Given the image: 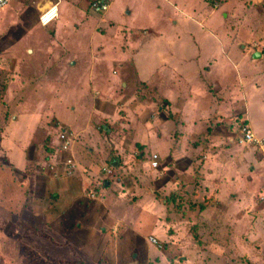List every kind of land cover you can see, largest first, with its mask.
I'll return each mask as SVG.
<instances>
[{"label": "rangeland", "instance_id": "obj_1", "mask_svg": "<svg viewBox=\"0 0 264 264\" xmlns=\"http://www.w3.org/2000/svg\"><path fill=\"white\" fill-rule=\"evenodd\" d=\"M15 1L0 15V143L18 153L23 134L22 175L46 177L48 161L69 141L79 157L91 159L87 205L105 203L111 209L104 223L93 228L90 241H82L74 216L51 211L56 215L52 220L46 210L32 211L26 186L34 176L22 185L25 200H17L19 176L2 163L0 153V264H264V151L259 140L264 137V58L253 61L257 65L248 71V51L237 50L240 44L250 52L262 47L264 55V1L205 0L198 6L204 8L202 17L196 19L204 22L203 29L165 6L152 29L171 39L148 41L138 50L140 79L124 66V71L112 68L111 76L98 75L102 55L115 58L105 48L114 27L99 23L103 15L92 8L98 0H64L47 26L40 22V11L48 0ZM180 1L175 3L181 9ZM106 2L107 18L136 28L157 8L147 0ZM219 7L220 16L205 17L206 10ZM205 29H216V37L205 36ZM126 37L124 32L121 39ZM222 44L233 45L232 66L219 57ZM188 45L212 52V73L225 77L226 84L216 85L214 78L203 83L192 75L195 64L198 71L208 65L198 62ZM170 53L181 57L183 62L174 64L188 77L190 92L162 67ZM82 67L91 75L83 81L77 78ZM155 70L162 76L153 75ZM227 91L233 100L220 105ZM245 126L257 143L239 142ZM154 155L160 158L159 169L151 171L148 162ZM7 168L12 179L5 176ZM102 168L111 171L108 178L122 180L121 186L101 192L107 180ZM174 191L170 205L164 197Z\"/></svg>", "mask_w": 264, "mask_h": 264}, {"label": "crops", "instance_id": "obj_2", "mask_svg": "<svg viewBox=\"0 0 264 264\" xmlns=\"http://www.w3.org/2000/svg\"><path fill=\"white\" fill-rule=\"evenodd\" d=\"M101 1V0H98ZM104 2H106V0H102ZM149 2V5L151 6V3L153 5L157 4V8H155L154 12L152 14L148 15V18L146 15H144L145 19L147 20L145 22V25H142L141 27L136 28L135 26H130L129 23H118V21H116L114 18L111 17H106L104 14L109 10L110 4L106 2V4L108 5V9L106 12L104 13H96L99 15H103L102 19L99 20V23L103 24V22H108L109 24H112L114 27V30L112 32V34H110L109 36H107V38L105 39L106 44L109 41V43L107 45H105L106 47V53H110L112 54V52H115V58L114 59H110V58H105L104 55H102V57L100 58V64L99 66H97V68H99V72L100 74H98L100 76V78L103 75H107V76H111V71H113L115 68H119L121 71H124V68L126 69H130L132 71L131 75L134 76L136 75V77H138L140 79V76L136 73V63L138 60V50L140 48H142L145 43H147L148 41H153L155 43H159L163 40V38L166 39H171L169 37H161L165 34H167V32L165 31H157L155 32L152 29V22L154 21L155 18H162V14H163V8L165 6H167L168 8H172L174 10V12H177L178 15L182 16L185 20L187 19L188 21H191L194 23H197L198 25L201 26L204 22H200L197 21V18H201L202 17V13H203V9L202 7L198 8V6H200L201 4H203L205 2V0H181L180 2H182V7L180 9V7L175 3L178 0H147ZM217 3V1L220 2H224V0H211ZM14 1H11L9 4H7L5 7H3L2 9H0V15L7 10L8 8H10L11 4ZM197 2V3H196ZM64 3V0H60L59 2H56L54 0H48L47 6L45 8H43L41 12H45L46 10H48L51 6L56 5V9H57V16H58V8L59 5ZM187 3H190L187 5ZM196 7H195V4ZM198 4V5H197ZM220 10L213 9L210 13L207 12L206 10V16L205 17H212L215 15L220 16V13L218 12ZM218 12V13H217ZM124 15L129 18L131 17L132 13L130 11H127L124 13ZM56 16V17H57ZM225 17V15H224ZM53 22V21H52ZM206 22V21H205ZM170 23H173L174 25L179 24V22L174 21L173 19L170 20ZM40 25V24H39ZM196 25V24H195ZM196 25L198 28H200V26ZM41 26V25H40ZM42 27V26H41ZM45 28V27H42ZM203 29V28H202ZM206 32L205 36L210 35L215 36L216 37V29H214V31H208L207 29L204 30ZM122 32V33H121ZM124 32L127 33V40L124 41L121 39V36L124 37ZM39 34L38 33H34V37L36 38ZM149 36L147 40H145L146 36ZM177 37V35H176ZM112 38H116L120 39L121 41L114 42V40ZM125 38V39H126ZM176 40H178V38H176ZM91 41H93V38L91 39ZM98 41V40H97ZM113 41L114 44H110V42ZM99 42V41H98ZM193 42V39H192ZM167 44H171V46L174 44L172 43V41H167ZM182 45V44H181ZM183 46V45H182ZM233 45H230L228 47V45H221L222 49L221 51H219V57L222 59V61L230 66H232L233 64V60H232V55H231V47ZM186 49H191L190 53L191 55L195 56V59L199 62V60H203L204 63H206V65H208L207 69H204L205 67H203V69L201 71L197 70L198 66L197 64H195V69L192 72V75L195 76L196 78L199 79V81L205 83L206 81L214 78V81H212L214 84L219 85V84H226V78L223 76H218V74H216V72L212 73V67H213V57H211L209 55V50L204 49V51H206V54H203L204 52H202V50H200L201 48L196 47V45L193 47L192 45H188L186 47ZM239 49V50H238ZM261 48H259L256 51H251L248 49V47L244 44H240L237 48L238 51L241 52H245V54L248 55V59L249 61V66H248V71H253L252 69L254 67H251V65L256 66L257 63H253V61L258 60V59H263L264 55L262 54L263 50L260 51ZM27 53H31L30 50H26ZM217 53V51H216ZM215 53V54H216ZM109 54V55H110ZM256 55H258L259 57H257ZM107 57V55H106ZM181 57L179 55H174V53H170V56L167 58L169 61H167V65H165L166 63L164 61H162V67H167L168 70L172 71V74H174V80L177 82V84L179 83H188L185 82L188 80V77L186 75H183L181 72L177 71L176 68L178 66H176L174 64V62H176V64L178 65L179 62H183L180 61ZM204 58V59H203ZM2 59H0L1 62ZM239 61V60H237ZM240 62V61H239ZM196 63V62H195ZM239 63H236V65L238 66ZM1 65V64H0ZM68 65H70V67L76 68L78 67L75 63H73L72 61L68 62ZM175 65V66H174ZM180 65V64H179ZM124 66V68H123ZM216 67V66H215ZM221 67V66H219ZM73 68L71 70H73ZM113 68V70H112ZM83 73L77 77L78 80H86L87 76L90 75L88 74L89 72L87 70H84V67H82L81 71ZM87 71V72H86ZM107 71V72H106ZM160 70H155L153 71V75L158 74V76H162L160 75ZM204 73V74H202ZM91 76V75H90ZM257 76V75H256ZM166 78V77H164ZM190 79V78H189ZM206 81H205V80ZM71 80V84L75 81L73 78H70ZM173 80V82H175ZM197 84V83H196ZM186 86H188V90L189 92L191 91V87L189 84H185ZM227 86V85H226ZM228 87V86H227ZM259 88V87H258ZM73 90V88H72ZM223 90H226L225 88H223ZM223 92L224 94L226 93L227 95L220 100L223 105H227V102H230L231 100H233V97L229 94L230 92L227 91ZM73 96H76L78 93L77 91L74 93V90L70 93ZM179 97V95H177ZM64 99H71V98H67L65 95L62 96ZM214 101V99H213ZM243 102V101H239ZM213 103V102H212ZM238 104V101L234 102V105ZM226 109V108H224ZM222 110L221 112L225 111ZM239 109H242L241 105L238 106V108L236 109V111H239ZM197 112L199 114H201V111L197 108ZM248 114V112H247ZM248 118V115H247ZM226 119H228V117L226 116ZM14 121V120H13ZM232 130V129H230ZM102 131L105 132V129L102 128ZM22 133V132H21ZM30 133V131L28 132ZM107 133V132H106ZM255 134V133H254ZM23 136V137H22ZM227 137L228 134H227ZM23 139V141H22ZM21 140V143L19 145V141ZM20 140H18V147L19 152L18 153H12V149L8 146V147H4L3 146V142L0 143V147L3 146V150L2 152H0L2 154V163H5L6 167L8 165H11V167H13L14 169V174H17L19 176V180H16V185L17 187V200H21L24 201L25 199L24 194L25 190L23 188V184H26L25 181L28 177L31 178V176H34V178H31L29 185L26 186L30 189V192L26 193L28 194V196H31L32 202L31 204V209L32 211H39V212H45V210L47 212H50V214L53 216L52 220L55 219L54 217L57 215H70V216H74L75 218V230L79 231L80 233V239L82 241H90V239L92 238L91 235L93 233V228H97L99 226H101L104 223V219L105 216L107 215L108 211H110L111 206H107L105 205V203L102 204V206H95V205H87V202L89 201L88 199V191L87 190V185L86 183H88L89 175H93L92 171H88L87 168L88 166L91 164V159L88 157H79L78 152H77V147L75 149L74 145L72 146V144H70L69 141L68 142V147L66 149V151H62V146L63 144L60 145L59 147V154L58 157L55 159H51L48 161L49 165L46 166L45 170L46 177H40V175L37 174H30V175H22V169L24 168V166H22L23 163V147L25 146V144L27 145V143L24 142V135L21 134V138ZM261 141H263V146L261 147V150L264 151V137L262 139H259ZM4 141H6L7 143H13L15 140L14 139H4ZM24 142V143H23ZM259 144V143H258ZM252 145V144H250ZM77 146V144H76ZM27 147V146H26ZM57 153V152H56ZM203 155V154H202ZM15 156V157H13ZM157 156L158 160H157V168L154 169L151 166L152 163V157L148 162V168L151 171H156L159 169V163H160V158L158 155ZM169 156H167L168 158ZM206 159V157H205ZM120 161V160H119ZM89 162V163H88ZM236 161H234L235 163ZM117 164L119 166V162L117 160ZM93 166L95 167L96 165L93 164ZM116 164L112 165L111 163L109 164V167L112 168H116L118 167ZM103 172L105 174V176H107V180L103 181L102 185L99 187V189L101 190V192H107L108 190H113L116 189V187L121 186L119 185L120 182H122V180H120L119 178L116 177V175L114 177L108 178L110 177V173L111 171H108V169L102 168ZM102 171V170H101ZM3 172V170H2ZM5 172V176H7L8 178L12 179L11 176L13 174L9 173V169L7 168ZM3 172V173H4ZM120 174V173H118ZM213 175V174H212ZM27 179V181H28ZM181 179V178H180ZM7 181V180H6ZM92 184V182H90V185ZM11 187L12 184L11 182L7 181V190L11 191ZM107 188H109L107 190ZM98 189V190H99ZM107 190V191H106ZM12 192V191H11ZM93 192V191H92ZM176 192V191H174ZM96 193V192H94ZM92 194V193H91ZM98 194V193H96ZM95 194V195H96ZM94 195V197H95ZM49 197V200L48 198ZM93 197V199H94ZM23 198V199H22ZM45 198L48 200L46 201ZM37 200V201H36ZM88 200V201H87ZM36 201V202H35ZM163 202L165 203V201L163 200ZM50 206H49V205ZM59 204L64 205L59 206ZM65 204H69V206H66ZM120 205V204H119ZM166 205V204H165ZM115 205H112V207ZM51 211L53 212H58V213H51ZM39 219V220H38ZM67 219V217H66ZM38 221H41L40 218H37ZM59 219H57L58 221ZM79 228V229H77ZM72 235H75L73 232ZM121 253H123V251H121Z\"/></svg>", "mask_w": 264, "mask_h": 264}, {"label": "built area", "instance_id": "obj_3", "mask_svg": "<svg viewBox=\"0 0 264 264\" xmlns=\"http://www.w3.org/2000/svg\"><path fill=\"white\" fill-rule=\"evenodd\" d=\"M11 1L13 0H0V9H2L3 7H5L7 4H9ZM56 2H59L60 0H54ZM93 10L96 13H104L107 11L108 9V5L106 4V2L104 1H97L96 3H94L92 5ZM56 14H57V9H56V5L51 6L48 10H46L41 18H40V22L42 24V26H47L48 24H50L55 18H56ZM240 134H241V139H240V143H246V144H255L257 143V141L255 140V137L251 131V129L249 128V126H245L240 130ZM68 147V142H64L63 146H62V150L65 151ZM152 163L151 166L152 168L156 169L157 168V156H153L152 157Z\"/></svg>", "mask_w": 264, "mask_h": 264}, {"label": "trees", "instance_id": "obj_4", "mask_svg": "<svg viewBox=\"0 0 264 264\" xmlns=\"http://www.w3.org/2000/svg\"><path fill=\"white\" fill-rule=\"evenodd\" d=\"M264 1V0H263ZM241 128V127H240ZM242 129V128H241ZM60 147V146H59ZM63 151V150H62ZM66 151V150H65ZM176 193L177 192H172L169 196H167V197H164V198H166L165 200H166V202L168 203V204H170V205H172V204H174L175 203V197L177 196L176 195ZM163 198V199H164ZM166 204V203H165ZM177 205V204H176ZM169 206V205H168ZM202 208V207H201ZM203 209H201V211H202ZM152 242L156 245V241L155 240H152Z\"/></svg>", "mask_w": 264, "mask_h": 264}, {"label": "water", "instance_id": "obj_5", "mask_svg": "<svg viewBox=\"0 0 264 264\" xmlns=\"http://www.w3.org/2000/svg\"><path fill=\"white\" fill-rule=\"evenodd\" d=\"M257 57H259L258 55H256Z\"/></svg>", "mask_w": 264, "mask_h": 264}]
</instances>
